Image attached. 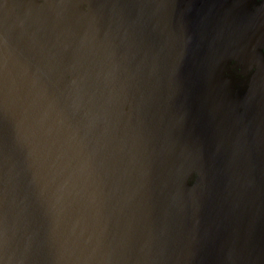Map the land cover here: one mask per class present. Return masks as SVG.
Wrapping results in <instances>:
<instances>
[{"label": "water", "instance_id": "1", "mask_svg": "<svg viewBox=\"0 0 264 264\" xmlns=\"http://www.w3.org/2000/svg\"><path fill=\"white\" fill-rule=\"evenodd\" d=\"M263 49L252 0H0V264H264Z\"/></svg>", "mask_w": 264, "mask_h": 264}, {"label": "flooded vegetation", "instance_id": "2", "mask_svg": "<svg viewBox=\"0 0 264 264\" xmlns=\"http://www.w3.org/2000/svg\"><path fill=\"white\" fill-rule=\"evenodd\" d=\"M252 3H254V4H264V0H252ZM263 51H264V49H263ZM253 70H254V68L252 69V70H250L249 72H248V74H246V75H244V76H242V79L243 80H248L249 78H250V76H251V74L253 73ZM247 90V89H246Z\"/></svg>", "mask_w": 264, "mask_h": 264}]
</instances>
